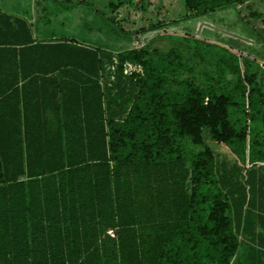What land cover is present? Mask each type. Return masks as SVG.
<instances>
[{"label":"trees","instance_id":"trees-1","mask_svg":"<svg viewBox=\"0 0 264 264\" xmlns=\"http://www.w3.org/2000/svg\"><path fill=\"white\" fill-rule=\"evenodd\" d=\"M28 1L0 8V264H264V61L175 33L115 54L66 37L75 0ZM259 1L185 7L233 8L264 47ZM114 56L143 70L118 112Z\"/></svg>","mask_w":264,"mask_h":264},{"label":"rangeland","instance_id":"rangeland-1","mask_svg":"<svg viewBox=\"0 0 264 264\" xmlns=\"http://www.w3.org/2000/svg\"><path fill=\"white\" fill-rule=\"evenodd\" d=\"M3 2L8 5L30 3L28 0ZM256 3L253 11L264 14V0ZM249 13L250 10L243 9L241 16L248 18ZM194 15L195 12L186 9L185 0H75L74 8L70 11H59L58 18L65 21L67 38L86 37L97 46L115 54L141 47L160 34L175 33L191 34L215 43L224 42L240 52L264 61L262 43L250 35L233 8L206 17L189 18ZM254 21V26L257 25L261 31V21ZM112 26L118 27L121 32L117 34ZM172 49L187 53V49L182 45L169 43L164 39L154 40L150 52L157 50L166 54ZM139 77H143V70L136 63H125L123 71L119 70L116 56L111 62L106 63L102 84L105 89H111V98L118 94L122 96V99L117 101L114 111L118 112L122 101L132 99L136 94L134 91H137L135 88L139 85L137 83ZM130 108L131 106L127 107L124 112ZM202 138L216 153L226 152L212 143L209 129H203ZM243 163L246 165L247 156H243Z\"/></svg>","mask_w":264,"mask_h":264},{"label":"crops","instance_id":"crops-1","mask_svg":"<svg viewBox=\"0 0 264 264\" xmlns=\"http://www.w3.org/2000/svg\"><path fill=\"white\" fill-rule=\"evenodd\" d=\"M32 4L30 2L28 5H14V4L8 5V4H5L4 2H2V3H0V8L1 7H5V8H14V9H16V13H14V18H16L17 17V10L18 9H21V10L24 9V8L30 9V7H31ZM34 8H35V11H36L37 10V7H34ZM36 16H37L36 13L34 15L33 12L30 11L29 14H28V18L27 19H28L29 22H35L34 19H35Z\"/></svg>","mask_w":264,"mask_h":264},{"label":"built area","instance_id":"built-area-1","mask_svg":"<svg viewBox=\"0 0 264 264\" xmlns=\"http://www.w3.org/2000/svg\"><path fill=\"white\" fill-rule=\"evenodd\" d=\"M110 234H111V235H113V233H112V232H110Z\"/></svg>","mask_w":264,"mask_h":264}]
</instances>
